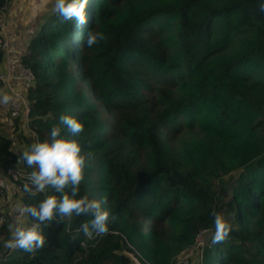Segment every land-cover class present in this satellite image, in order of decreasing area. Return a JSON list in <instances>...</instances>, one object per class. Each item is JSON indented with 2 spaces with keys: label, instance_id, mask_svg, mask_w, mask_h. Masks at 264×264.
Instances as JSON below:
<instances>
[{
  "label": "trees",
  "instance_id": "1",
  "mask_svg": "<svg viewBox=\"0 0 264 264\" xmlns=\"http://www.w3.org/2000/svg\"><path fill=\"white\" fill-rule=\"evenodd\" d=\"M260 2L88 0L83 25L52 7L20 57L34 74L28 125L40 140L61 115L84 125L78 137L60 125L61 135L91 154L80 195L102 202L109 231L86 237L76 230L91 217L73 216L42 226L37 252L10 250L13 217L0 207V264H136L130 252L143 264H174L201 229L211 241L222 212L229 234L210 243L200 264H264ZM89 30L106 39L87 47ZM2 63L0 49V71ZM1 128L0 173L27 167ZM230 172V193L218 205L216 180ZM44 195L17 198L35 206ZM34 222L25 216V226Z\"/></svg>",
  "mask_w": 264,
  "mask_h": 264
},
{
  "label": "clouds",
  "instance_id": "2",
  "mask_svg": "<svg viewBox=\"0 0 264 264\" xmlns=\"http://www.w3.org/2000/svg\"><path fill=\"white\" fill-rule=\"evenodd\" d=\"M45 3L53 6L62 21L70 22L75 18L80 25L86 23L85 7L88 0H45ZM258 10L264 13V0L259 3ZM105 39L104 33L92 30L85 37L89 48ZM10 100L11 97L4 89H0V103L7 104ZM59 121L71 137H78L84 132V125L69 115H61ZM60 125L53 126L46 139H37L21 154V161L32 169L27 176L28 182L23 185V191L30 196L37 193L45 195L37 205L23 209L35 221L31 226L21 224L19 219L12 226V236L4 242V246L10 250L37 252L45 245L42 226L47 227L53 222L70 223L73 216L91 217L76 230L86 237L91 238L94 233L104 235L109 231V213L102 207V202L80 195L84 169L91 154L83 155L75 139L63 137ZM49 189L53 194H48ZM213 223L211 242L215 245L226 240L231 226L220 213L214 214Z\"/></svg>",
  "mask_w": 264,
  "mask_h": 264
},
{
  "label": "built area",
  "instance_id": "3",
  "mask_svg": "<svg viewBox=\"0 0 264 264\" xmlns=\"http://www.w3.org/2000/svg\"><path fill=\"white\" fill-rule=\"evenodd\" d=\"M9 4L10 0H6L0 10V49L4 53H6L9 48L8 40L4 36L6 9ZM0 80L4 84L7 94L11 97V100L7 104V113L10 117L19 118L23 124H28L29 103L26 99V93L34 80L32 70L29 67L22 66L17 73H13L7 65L5 70L0 72ZM14 80L17 81V83L14 82ZM31 171L32 169L28 167L8 166L0 173V200L12 205L14 217L20 221L25 218L26 214L23 209L28 205L17 197L23 192V185L28 182L27 176ZM1 221H3V217H0V222ZM97 235L98 234L94 233L91 238ZM197 240V244H201L203 241L201 237L199 239L197 238ZM195 248L196 246H190L182 249L177 254V259L174 264H188ZM129 254L136 264H143L134 253L130 252ZM147 264L151 263L147 262Z\"/></svg>",
  "mask_w": 264,
  "mask_h": 264
},
{
  "label": "rangeland",
  "instance_id": "4",
  "mask_svg": "<svg viewBox=\"0 0 264 264\" xmlns=\"http://www.w3.org/2000/svg\"><path fill=\"white\" fill-rule=\"evenodd\" d=\"M10 2L14 13L19 15V13L22 12L21 17L18 16L20 17L18 20L28 23L30 27L34 26L36 16H38L41 12H45L46 15L53 7L50 3H45V0H10ZM9 5L7 6V8L9 7ZM262 54H264V51ZM2 70L4 71V68H2ZM86 94L89 98L92 96L89 92ZM6 105L7 104L0 103V123L2 126L1 129L12 138L13 149L16 150L17 153L22 154V152L28 145L37 140V136L35 133L30 131L29 125L27 123L23 124L19 118L18 123H16L14 121L16 118L10 117L7 113ZM233 177H235V172H230L229 174H225L221 178L216 180L215 191L218 205H221L226 199V197H228V194L230 193V181ZM0 207H2L4 211L8 212L9 217L14 218L11 219L14 225L17 219L14 217L12 205L10 203L2 202L0 200ZM20 223L25 225V218L21 220ZM209 235L210 234L208 232V229L201 230L200 232L196 233L191 243L185 244L180 249L181 251L186 247L196 246L188 264H200L202 262V259L204 258L203 252L207 247H210L211 241L209 239ZM200 237L203 241L201 242V244H197V238L199 239ZM176 256L177 254L175 255V261L177 259Z\"/></svg>",
  "mask_w": 264,
  "mask_h": 264
},
{
  "label": "crops",
  "instance_id": "5",
  "mask_svg": "<svg viewBox=\"0 0 264 264\" xmlns=\"http://www.w3.org/2000/svg\"><path fill=\"white\" fill-rule=\"evenodd\" d=\"M21 14L22 12L19 13V15L14 13L11 4L6 9V26L4 29V36L8 40L9 48L6 53L3 52L2 68L5 70L6 66L8 65L13 73H17L18 70L23 66L20 62V57L26 52L31 39L37 35L40 23L47 15H45V12H41L38 16H36L34 26L30 27L28 23L18 20L21 17ZM14 82L17 83L15 80ZM5 92L7 93V91ZM21 163L22 161L20 156L18 158V164ZM23 167H25V165Z\"/></svg>",
  "mask_w": 264,
  "mask_h": 264
}]
</instances>
